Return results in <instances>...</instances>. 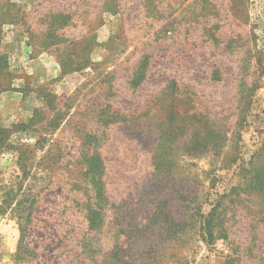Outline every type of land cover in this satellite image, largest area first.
Instances as JSON below:
<instances>
[{"label": "rangeland", "instance_id": "1", "mask_svg": "<svg viewBox=\"0 0 264 264\" xmlns=\"http://www.w3.org/2000/svg\"><path fill=\"white\" fill-rule=\"evenodd\" d=\"M113 2L114 15L109 0H0L12 15L0 129L26 123L39 93L66 112L47 143L11 138L26 145L25 177L0 151V264H264V0ZM117 93L125 120L101 127ZM198 127L217 138L196 140ZM95 132L105 171L91 232L83 212L62 215L61 188L72 198L63 175L82 182L78 148Z\"/></svg>", "mask_w": 264, "mask_h": 264}, {"label": "trees", "instance_id": "2", "mask_svg": "<svg viewBox=\"0 0 264 264\" xmlns=\"http://www.w3.org/2000/svg\"><path fill=\"white\" fill-rule=\"evenodd\" d=\"M118 7L115 5L113 0H109L108 10L111 14H116ZM8 12H4L0 15V26L4 25L7 18L10 17ZM64 19H69L68 16L61 15ZM62 26H65L68 21H64ZM64 64L62 63V66ZM67 66V64H66ZM68 72H79L81 71V64L71 62ZM85 65H83L84 67ZM148 63L146 61H140L132 75L129 79V86L131 89H134L136 92L141 85L144 83L147 74ZM7 69V61L5 55L0 54V92L5 91V88L2 86L1 81L6 76L5 70ZM39 101L41 106L34 109L32 112L31 118L26 123H18L12 125L7 129H0V151H13L17 154L18 164L21 166L20 171L25 177L28 173L25 172L27 168V163H21L22 158L24 157V148L26 145L20 144V141L17 143H12L11 138L16 136L26 137L30 136L34 138V145H41V142H49L51 137L54 134V131L58 130L60 123L64 121L66 117V112L62 111V108L57 103V98L55 95L49 93H39ZM123 98V93H117L112 97V104L109 107L103 108L100 112L99 125L101 127L107 128L109 125L116 124L118 121L125 120L122 116L119 108V101ZM236 127L237 131H240L242 123L245 120L244 110L238 111L237 113ZM203 137L205 144L211 142L217 138L214 132H211L207 128L199 132V127L195 131V139ZM100 146L99 137L97 132L93 134H87L82 138L80 146L78 148V157L82 173V182H78L77 178L75 179L73 173L76 171L73 169L67 168L66 171L69 173L67 176L63 175L64 178L72 180V186L70 192H72V198L70 196L69 190L63 188L64 183L62 184L61 194L63 190L66 191L64 196V201H66L61 212L64 217L72 216L76 214V210L82 213L83 219H85L86 227L88 231H93L100 220V212L92 209L100 198L101 192L103 193L104 182L99 180V178L104 177V161L101 157V154L98 152ZM82 149H81V148ZM43 149V146L40 148L33 149V152L40 151ZM34 153L31 156H34ZM35 157V156H34ZM70 163H67V165ZM66 165V166H67ZM66 166L62 167L65 168ZM77 174V172H76ZM80 180V176H79ZM6 200L9 201L7 197ZM11 204H8L5 200L0 202V213H5L10 208ZM30 218V217H29ZM205 231V229H203ZM210 238L212 235L210 233ZM87 253V250L85 251ZM17 256L14 258L16 261Z\"/></svg>", "mask_w": 264, "mask_h": 264}]
</instances>
